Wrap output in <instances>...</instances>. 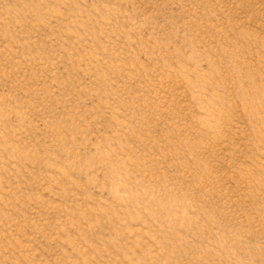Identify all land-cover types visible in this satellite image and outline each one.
<instances>
[{
    "label": "rangeland",
    "instance_id": "rangeland-1",
    "mask_svg": "<svg viewBox=\"0 0 264 264\" xmlns=\"http://www.w3.org/2000/svg\"><path fill=\"white\" fill-rule=\"evenodd\" d=\"M0 264H264V0H0Z\"/></svg>",
    "mask_w": 264,
    "mask_h": 264
}]
</instances>
